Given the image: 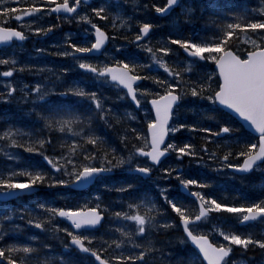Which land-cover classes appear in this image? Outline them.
<instances>
[{
  "label": "snow or ice",
  "instance_id": "6c2138e0",
  "mask_svg": "<svg viewBox=\"0 0 264 264\" xmlns=\"http://www.w3.org/2000/svg\"><path fill=\"white\" fill-rule=\"evenodd\" d=\"M73 21L64 67L24 47ZM253 173L232 197L212 178ZM257 219L264 0H0V264H248L250 246L264 264V232L237 230Z\"/></svg>",
  "mask_w": 264,
  "mask_h": 264
},
{
  "label": "rangeland",
  "instance_id": "374dc122",
  "mask_svg": "<svg viewBox=\"0 0 264 264\" xmlns=\"http://www.w3.org/2000/svg\"><path fill=\"white\" fill-rule=\"evenodd\" d=\"M128 10L131 11L132 9L129 7ZM46 19H48V18H46ZM169 19H170L169 17H164V18H161V19H159L157 21V23L160 24V27L162 26V28H163V25H166L168 27V29L166 31V34H167L168 30H169ZM50 21L53 22V23H56L55 16L50 17ZM75 26H76L75 21H73L72 24L63 23L61 25V29L58 31L59 32V35H62L63 32L69 31V30H72L73 32L77 31V29L75 28ZM157 32H158V30H157ZM123 34L126 35L127 33H123ZM59 35H57V36H59ZM57 36H54V37L49 36V37H47L44 40H37L35 42L30 39L31 46L29 47V49L32 48V44L33 43H35L36 47H45V48H48V52L43 53L40 56L39 61L40 62L48 63L52 67L60 68V67H64L66 65L67 62L65 61V58L51 55V53L57 51L56 48H54V47L51 46ZM153 39H156V34L153 36ZM131 48H134V47L132 46ZM7 51H10V50H7ZM20 55H21V58L23 59L25 56H27V53H21ZM31 62L35 63L37 61L36 60H33ZM44 75H49V74L48 73H45ZM70 75H71V73L67 74L66 77H65V79L66 80H71L72 78L70 77ZM24 76L32 79V77H31V75L29 73H25ZM108 95L109 96H112L113 93L112 92H108ZM113 102H115V101H113ZM181 113L183 114V110L182 109H181ZM188 116H189V119L192 118L191 117V113H189ZM111 134L114 137L116 136V133L115 132H112ZM117 140H118V137H117ZM186 162L184 161L185 164H186ZM158 171L159 170L157 169L156 172H153V174L157 176ZM212 178L216 179L218 182H220V183L223 184V187L222 188L216 189V191L220 192L221 194L227 193L228 188L224 185L225 183H227V182L229 183L230 182L231 184H233L235 182H240V179L238 180L237 178H230L227 174H216ZM250 179H252V178H247V179H245V181L248 182ZM230 195H232V194H230ZM232 196H234V195H232ZM105 227H107V224H105L103 226V228H105ZM103 228L101 230H103ZM237 230L238 231L245 232V233L252 232L253 234H259L261 232H264V221H261V223L254 224V225H252L250 227H246V228L245 227H241V228H238ZM171 235H178V233H171ZM57 243H58V241H57ZM236 251H237V253H239L241 250L239 249V247H237ZM235 258L237 260H239L240 258H244V259H246L248 261V264H258V261L262 258V250L259 249V247H251L250 246L249 249L246 252L243 253V257H240L238 255ZM173 259H175V257H173Z\"/></svg>",
  "mask_w": 264,
  "mask_h": 264
},
{
  "label": "trees",
  "instance_id": "16d2710c",
  "mask_svg": "<svg viewBox=\"0 0 264 264\" xmlns=\"http://www.w3.org/2000/svg\"><path fill=\"white\" fill-rule=\"evenodd\" d=\"M205 15H207V13H206ZM195 23H196V26L199 27V26L203 23V20H196ZM167 29H168V27H167L166 25H163V28H162V26H161V27L158 29V32L156 33V38H157L159 35L162 34V31H163V33L166 35V31H167ZM184 29H185V30H184L185 33L189 31V28H188V27H184ZM195 142H196V143H199V142H200L199 134H196ZM185 160H186V159H185ZM186 164H187V163H186ZM117 175H118V174H117ZM249 177H251L253 181L259 182L260 174H259V173L252 174V175L249 176ZM257 178H258V179H257ZM114 179H115V177H114ZM253 181H252L251 183H247V184H245V186H244L242 189H240V191H241V192H248V193H252V192L257 191L258 188H257V187H253V184H254ZM173 183H175V182H173ZM235 183H238V182H235ZM230 184H231V183L229 182L228 186H229ZM227 188H228L227 193H228L229 197H232V195H236V194H237V193L234 191L233 188H231V187H227ZM93 190H94V187L88 189L87 191H84V192L82 191L81 193H79V196H80V197H87L88 195H90V193H91ZM230 194H232V195H230ZM42 195H43V194H42ZM47 195H50V196H51V195H55V194H54V193H47ZM106 198H107V197H106Z\"/></svg>",
  "mask_w": 264,
  "mask_h": 264
},
{
  "label": "flooded vegetation",
  "instance_id": "af4514ba",
  "mask_svg": "<svg viewBox=\"0 0 264 264\" xmlns=\"http://www.w3.org/2000/svg\"><path fill=\"white\" fill-rule=\"evenodd\" d=\"M163 18H164V17H163ZM12 23H15V21H13ZM73 28H74V27H73ZM75 28L78 29V25H77V24H76ZM57 35H59V32H57L55 35H53V36H51V37H54V36H57ZM121 35H124V34L121 33ZM28 44H29V41H26L25 44H24V47H27ZM130 46H131V47H132V46L135 47L134 45H130ZM6 51H7V49H6ZM23 75H25V73H24ZM24 77H25V76H24ZM26 80H28V79H26ZM6 113L12 117L13 121L18 120V121L21 123V126H23V125H24L25 123H27L28 120H29V118H28L27 116H25L22 112L17 111L16 106H15V103H13V105H11V106L6 110ZM247 178H251V177H245L244 179H247ZM237 179L239 180V179H241V178L237 177ZM252 181H253V180L250 179V180H249L248 182H246V183H251ZM230 186H231L233 189H239V190L242 189L237 183L230 184ZM30 198H31V197H28V196H25V197L21 198L22 203H27L28 200H29ZM7 203H8L9 205H17L18 202H17V200L14 199V200L8 201ZM19 222H20L19 220H15V221H13V223H19ZM252 225H254V224H252ZM5 227H7V225H6ZM240 228H241V227H240Z\"/></svg>",
  "mask_w": 264,
  "mask_h": 264
},
{
  "label": "bare ground",
  "instance_id": "6f19581e",
  "mask_svg": "<svg viewBox=\"0 0 264 264\" xmlns=\"http://www.w3.org/2000/svg\"><path fill=\"white\" fill-rule=\"evenodd\" d=\"M53 16H54V15H53ZM184 30H185V29H184ZM162 34H164L163 31H162ZM29 41H30V39H29ZM76 75H78V73L74 71V72L71 73L70 77H71V78H74ZM24 78H25V79H28V80H31V79L28 78V77H24ZM186 161H187V159L185 160V162H186ZM186 163H187V162H186ZM154 172H156V171H154ZM155 174H156V173H155ZM118 176H119V174H118L115 178H118ZM153 177L156 178L157 176L153 174ZM257 179H258V178H257ZM259 179H260V178H259ZM171 182L173 183V182H175V181L173 180V181H171ZM253 182H254V184H255V185L257 186V188H258V184H259V182H256V181H253ZM228 184H229V183L227 182V183H225L224 185H225L226 187H231L230 185L228 186ZM237 184H238L241 188H243V187L245 186V184H247V183L241 184L240 182H238ZM93 187H94V186H92V187H90V188H93ZM90 188H89V189H90ZM94 188H95V187H94ZM231 188H232V187H231ZM78 191H79V193H81L82 191L84 192V190H78ZM30 199H32V197H31ZM103 226H104V225L101 226V229L103 228ZM250 226H252V223H248V224H246V225H244V226H242V227H245V228H246V227H250Z\"/></svg>",
  "mask_w": 264,
  "mask_h": 264
}]
</instances>
